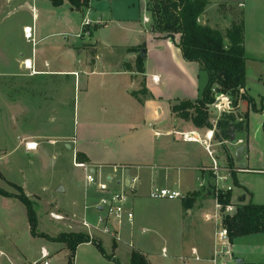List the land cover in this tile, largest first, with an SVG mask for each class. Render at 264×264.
<instances>
[{
  "label": "crops",
  "instance_id": "0c3cea01",
  "mask_svg": "<svg viewBox=\"0 0 264 264\" xmlns=\"http://www.w3.org/2000/svg\"><path fill=\"white\" fill-rule=\"evenodd\" d=\"M20 1L6 0L7 4L18 3L15 8L17 11L23 8ZM96 1L102 0H90L91 6L88 9H76L68 0L61 5H55L53 0L52 3L56 9L69 3V12L78 10L84 14L94 9ZM108 1L114 3L119 0ZM235 2V0L228 2L208 0L200 21L202 24L223 30L218 26V20L222 19L223 15H220L218 10L215 11L214 7L222 4L243 13L247 78L244 92L253 97L260 108L264 97V52L248 45L246 0L240 1L237 6L233 5ZM126 3L128 7L135 8V2ZM146 11L147 0H138L140 16ZM144 17L139 20L140 25L113 30L110 33L111 37H105L102 34V37L95 42H85L77 47L69 46L61 60L47 54L45 47L40 50L39 55L37 46H34L33 42L31 47L28 45L15 47L13 43L7 49L4 45L0 46V67L5 68L0 70V76L3 77L0 79V100L3 101L1 107H7L6 114L10 118V120L6 119V125L0 124V146L3 151L6 152L12 145L14 149L24 147L25 152L36 153L38 160L45 163L56 152L63 153L64 148L66 155L72 154L74 166V161L104 165V172L115 179L117 184L123 176L138 174L140 176L139 190L131 198L130 206L136 199L147 196L153 186L179 191L182 190L181 187H184L185 195H187L212 184L215 177L210 170L212 158L206 150V145L184 141L179 133L194 131L205 139L208 131L215 130L219 117L215 124L212 121L213 128H199L192 121H187L172 111V105L179 100L194 101L200 98L207 85L208 74L198 62L184 59L179 46L180 34L170 37L166 33L154 32ZM100 20L101 23H98L96 27H105L104 20ZM229 27L226 26L225 30ZM33 36L37 42L44 38L42 33L38 34V31L35 33V30H33ZM24 38L27 40L26 37ZM75 59L77 65L74 63ZM27 60L28 64L25 63ZM51 77H58L67 91L74 88L77 130L74 128V131L72 129L70 131L66 123L63 126L62 123L61 125L53 124L52 113L57 110L47 103L48 95L49 91L60 89V85L56 88ZM40 89L45 91L44 101L41 99L42 101L39 102L38 99V105L41 102L43 104L37 108L34 107L36 106L34 101ZM59 97L61 98L60 95ZM63 100L64 102L60 105L68 107L69 95H65ZM212 110L211 108L210 111ZM241 111L249 113L246 134L242 135L238 129L228 141L217 139L214 144L212 140L211 149L213 146L222 148L223 144L231 149L238 169L237 179L242 189L237 198L240 201L264 204V196L249 189L246 179H243L246 175H264V111H254L247 101H242L239 109L231 113L237 114ZM60 142L63 143V147L58 146ZM28 143H33V148H28ZM202 144L205 145L208 160L204 158ZM242 144H247L246 152L237 155L238 147ZM212 150L217 161L222 166L228 167V160L223 150L221 149L220 154L215 152L216 149ZM78 156H80L79 159ZM193 178L197 182L195 188H192ZM21 186L31 198L43 196L48 199L53 210L63 216L61 221L55 220L57 224L51 225L53 228L62 227L63 230L59 233L87 232L88 230L82 225L86 220L92 226L88 228L87 233L91 237L95 235L105 243L110 235H115L105 234L96 227L102 215L97 207L99 198L88 197L86 193L88 188L85 190L84 199L91 204L87 205L84 202L81 207V199L74 182L67 184L58 181L52 185L42 183V190L39 192H29L25 183ZM60 187L64 188V192H58ZM0 203L5 209L4 218L10 222V225L14 224V219L19 216L22 225L30 230L27 208L19 199L0 195ZM180 205L183 216L187 215V218L196 214L203 216L204 212L212 207L200 203L199 200L191 209H185L182 201ZM114 227L116 230L120 229L116 224ZM190 227L189 234L193 236L191 247L184 245L185 232L179 243L171 244L172 248L190 253L188 257L173 255L172 258L183 261L180 264H189V261L193 260L190 257L194 247L205 258L211 254L213 228L201 225H190ZM118 239L117 257L120 254L119 242L122 241ZM49 243H54L55 247L48 248L42 245L40 258L45 251L48 254V262L53 264V260L59 254L69 255L65 244L50 241ZM169 249L167 256L163 255V257H170ZM233 250L235 257L241 258L243 263H264V233L237 238L233 241ZM131 252L132 250L130 255ZM141 252L146 255L145 252ZM146 256L150 261L148 255ZM24 257L28 260L26 255ZM38 259L34 263L39 262ZM95 263L115 264L106 259L91 242L80 244L76 250L74 264ZM204 263L209 264L207 261Z\"/></svg>",
  "mask_w": 264,
  "mask_h": 264
},
{
  "label": "rangeland",
  "instance_id": "374dc122",
  "mask_svg": "<svg viewBox=\"0 0 264 264\" xmlns=\"http://www.w3.org/2000/svg\"><path fill=\"white\" fill-rule=\"evenodd\" d=\"M218 1L228 2L231 0ZM235 1L236 2L233 3V5L237 6L242 0ZM20 2L23 4V8L22 10L17 11L15 8H17L18 3L7 4L6 0H0V36L2 35L0 37V46L4 45L7 49L13 43L15 47L18 45H28L31 47V43L33 42V45L37 46L39 55L41 53L40 50L45 47L47 49V54L52 55L51 57L56 56L59 60L63 59L69 46L77 47L85 42H95L102 37V34L105 37H111L110 33L113 32V30H120L121 28L128 29L130 26L140 25L138 22L140 19L142 20L144 16L150 18L149 23L151 24V15L149 12L146 11L145 14L141 13L142 15L140 16L138 12V0H119L114 3H110L108 0H102L100 2L96 1L94 2V9H92L90 13L85 12L84 14L82 11L78 10L69 12V3H65L64 6L56 9L53 7L52 0H21ZM126 2H130V4L135 2V8L128 7V3ZM246 2L248 4L245 8L248 18L246 23L248 45L254 46L257 49L259 48V50L264 52V44H262V40L264 39V0H246ZM90 4L91 2L89 0V6L83 7L82 9L90 8ZM214 9L215 11L218 10L220 15H223L222 19L218 20V26L222 28L223 31H225L226 26H231V21L240 19L241 17L240 11L235 10L234 8L230 9V6L220 4L216 6V8L214 7ZM85 18H90L92 21V34L81 38L78 37L77 34L81 32V23ZM100 19L104 20L103 23H105V27H96L98 24L97 21ZM26 25L31 27L32 30H35V33L36 31H38V34L42 33L44 38L42 40L39 39L37 42L33 36L31 39L27 38V40H29L27 41L24 38L25 35H23L24 29L27 27ZM28 42L30 43L28 44ZM74 63L76 65L78 64L76 59L74 60ZM2 69L5 68L0 67V70ZM51 78H53V84L56 88L60 85V89L57 88L53 91H49L50 93L48 95L49 100L47 103L50 104V107L52 106V108H56L57 110V112L52 113L53 124L56 123L57 125H61L62 123L63 126L66 123L70 131L71 129L74 131V128L77 130L74 88L67 91L58 77ZM0 79H3V77L0 76ZM44 93L45 91L41 89L39 90V93L35 96L34 104L36 106L34 107L38 108L39 105L43 104V102H41L38 105L41 99L44 101ZM67 94L69 95V106H61L60 103L64 102L63 99ZM59 95L63 98L62 100ZM2 103L3 101L0 100V124L4 123L6 125V119L8 118V120H10V118L9 115L6 114L7 107H1ZM34 104L32 102V106ZM242 112L244 111H241V113L237 112V115L239 116ZM210 115L211 120L215 124L219 117V112L216 109H213L210 111ZM216 142L217 138L214 133L213 143L215 144ZM202 145L203 154H205L204 158L208 160V155L205 152V145ZM58 146L63 147V143L60 142ZM212 149H216L215 152L220 154L222 148L213 146ZM0 153L4 156L0 159V170L4 173V178L0 179V188L3 190L11 194L19 193V190L13 187L9 182L16 183L20 186L25 183L29 192L41 191L42 183L52 185L58 181L67 184H69V182H74L81 199V207H83L84 202L87 205L91 204L84 199V193L87 189L85 186V172L83 169L73 165L72 154L69 153L66 155L67 152L64 148L63 153L56 152L50 156L45 163L38 160V157L35 155L36 153L25 152L24 147L14 149V146L12 145L9 150L5 152L0 146ZM223 167H227V165H224ZM229 169L231 168L229 167ZM236 171H238V169L234 164L233 171L230 170V172L231 174L233 172L236 173L237 178ZM243 179H246L247 187L249 189H253V191L264 196V175H246ZM234 182L232 176L230 178V184L234 186L233 201L237 203L239 202L237 196L240 195L239 192H241L242 189ZM160 183H162V181ZM195 183L197 182L195 178H193L192 188L196 187ZM214 183L215 180L211 186H214ZM205 187H207V185ZM181 189L183 191H180L183 194H186L185 188L181 187ZM86 193L88 197L96 196L100 198L102 196L95 187H89L86 190ZM184 198L171 201L167 199H152L148 195H145L136 199L133 204L131 202V209L135 214V223L133 227L129 224H124L120 227L119 234L122 241L119 242L120 254H118V257L116 255L117 247L114 248V242H116L117 245L119 239L116 238L115 235H110L105 243L95 235H93V237L100 240L103 243V246L105 245L106 252L110 256L119 259L121 264L130 263L131 250H141L145 252L152 264H180L183 261L172 258L173 255L188 257L190 256V253L181 252L178 249L172 248L171 244L179 243L185 232L184 245L185 247H191V238L193 236H191V233L189 234L191 230L190 225L212 227L211 223L206 222L200 214H196L189 218H187V215L185 217L183 216L180 204ZM30 199L33 202L38 217V231L46 232L47 234L49 233V235L51 234L50 236L59 235V232L62 231L63 228H53L51 225L52 223L57 224L56 221H61L63 219L55 218L53 216V214L60 215V213L55 212L53 206L49 205L50 202L48 199L43 196H33L32 198L30 197ZM198 200L200 203L207 206H213L214 197L213 195L207 194L206 191L203 197ZM4 217L5 209L0 203V264H35L36 262L34 263V261L41 257L42 245H46L48 248L55 247L54 243L50 244L49 241L43 237H33L30 230L22 225V220L19 216L14 219L15 223L12 225H10V222L6 221ZM84 228L88 231L83 232L88 233L89 229L85 226ZM163 247L167 250L170 248L168 251L169 258L163 257ZM53 252L54 251H52V253ZM23 254L28 257V260L25 259ZM45 260L47 259H38L40 264H44ZM201 262L202 263L192 260L189 261V264H207L204 263V261ZM52 263L68 264V256L61 253L58 257L56 256Z\"/></svg>",
  "mask_w": 264,
  "mask_h": 264
},
{
  "label": "trees",
  "instance_id": "16d2710c",
  "mask_svg": "<svg viewBox=\"0 0 264 264\" xmlns=\"http://www.w3.org/2000/svg\"><path fill=\"white\" fill-rule=\"evenodd\" d=\"M65 0H53L55 5H61ZM76 9L89 6V0H68ZM208 0H147V11L151 15L150 28L154 32L166 33L170 37L180 34L179 46L185 60L198 62L208 74V82L200 98L179 100L172 105V111L187 121H192L199 128H213L211 120V105L219 94H227L233 101L236 110L242 101H247L252 110L264 111V97L261 107L258 108L253 97L244 92L246 88V54H245V23L244 15L240 12V19L232 22L231 26L223 31L210 25L202 24L200 18L205 13ZM92 33V32H91ZM241 119V120H240ZM237 126V130L244 128L245 133L249 126V113L239 116L235 113H223L215 126V135L220 141L230 140L228 133L230 124ZM264 126V124H263ZM223 153L226 155L229 167L233 171L234 157L231 149L223 144ZM80 156H78V159ZM234 183L240 186L236 173H232ZM4 175L0 171V179ZM19 190L18 194H11L0 188V195L19 199L27 208L30 233L33 237H43L51 242L63 243L69 250L68 264H74L76 250L80 244L91 242L108 260L121 264L120 260L110 256L103 243L84 232H62L57 236H50L38 231V217L30 197L24 189L16 183L9 182ZM207 185L200 190L187 194L182 201L185 209H191L203 197L204 193L215 197V187ZM234 191H219V200L228 204L233 200ZM232 241L239 237L264 233V204L253 201L237 202V211L233 216L225 219ZM114 242V248H116ZM129 264H151L146 255L133 250ZM264 264V263H242Z\"/></svg>",
  "mask_w": 264,
  "mask_h": 264
},
{
  "label": "built area",
  "instance_id": "2783aa9c",
  "mask_svg": "<svg viewBox=\"0 0 264 264\" xmlns=\"http://www.w3.org/2000/svg\"><path fill=\"white\" fill-rule=\"evenodd\" d=\"M146 22H149L148 17H144ZM101 23V20L97 21ZM92 21L90 18H85L82 21V30L77 34L78 37L90 36V27ZM24 35L26 38H33V30L27 26L24 29ZM28 64V60L26 61ZM240 106V105H239ZM212 109H216L219 113H231L236 110L232 99L227 94H219L216 101L211 105ZM184 141L204 143L206 150L212 158V165L210 170L215 177V197L213 206L207 210L203 218L206 222L211 223L213 228V243L212 250L209 257L205 258L200 255L197 248H192L190 257L191 259L201 262L207 261L209 264H236L237 258L234 255L233 241L230 237L229 230L225 224V219L229 216H233L237 211V203L233 200L228 203H222L218 196L219 191L226 192L233 190L234 186L230 184V178L232 174L229 167H223L215 158L214 152L211 149V142L214 137V130L206 133V138L202 139L200 135L194 131H182L179 133ZM28 148H33V143H28ZM3 156L0 153V159ZM75 166L81 167L85 172V186L86 188L95 187L102 196L99 198L97 207L100 209L102 215L98 219L96 225L105 234H115L119 237V230H116L114 224L119 228L125 223L131 227L135 223V214L130 206L131 198L137 194L140 185V176L138 174L123 176L117 184L116 180L111 176H108L104 170V165H94L85 162L74 161ZM139 167V166H137ZM148 196L152 199H167L176 200L182 199L186 195L176 189L168 187L153 186L148 192ZM55 218L62 219V215L53 214ZM83 225L87 228L92 226L85 220ZM162 253L167 256V249L163 248ZM42 258H48V254L43 251ZM35 264H40L36 262ZM44 264H50L48 260H45Z\"/></svg>",
  "mask_w": 264,
  "mask_h": 264
},
{
  "label": "water",
  "instance_id": "95a60500",
  "mask_svg": "<svg viewBox=\"0 0 264 264\" xmlns=\"http://www.w3.org/2000/svg\"><path fill=\"white\" fill-rule=\"evenodd\" d=\"M234 131L236 132L237 131V126L233 125L232 123L230 124V127H229V130H228V133L230 134V137H233L235 135ZM241 134L244 135L246 134L245 131H244V128H241ZM246 149H247V144H242L241 146L239 145L238 147V150H237V155L239 154H243V152H246ZM242 166H244V164H241ZM58 192L62 193L64 192V188L63 187H60L58 189ZM243 263V260L240 258V259H237L236 260V264H242Z\"/></svg>",
  "mask_w": 264,
  "mask_h": 264
},
{
  "label": "bare ground",
  "instance_id": "6f19581e",
  "mask_svg": "<svg viewBox=\"0 0 264 264\" xmlns=\"http://www.w3.org/2000/svg\"><path fill=\"white\" fill-rule=\"evenodd\" d=\"M26 63V62H25ZM29 66V65H28Z\"/></svg>",
  "mask_w": 264,
  "mask_h": 264
}]
</instances>
